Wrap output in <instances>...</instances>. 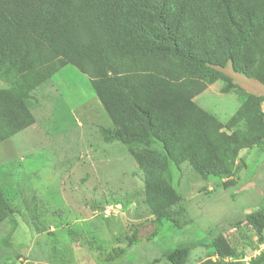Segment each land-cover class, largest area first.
Wrapping results in <instances>:
<instances>
[{
    "label": "trees",
    "instance_id": "1",
    "mask_svg": "<svg viewBox=\"0 0 264 264\" xmlns=\"http://www.w3.org/2000/svg\"><path fill=\"white\" fill-rule=\"evenodd\" d=\"M218 57L264 86V0H0V80L9 84L0 90V141L33 125L26 106L33 91L72 64L90 77L114 123V129H101L103 135L128 146L144 171L159 231L170 221V209L184 212L170 160L189 162L204 176L226 178L230 167L225 165L241 150L264 149L263 116L251 137L226 148L215 145L223 135L212 129L213 119L194 99L207 83L226 78L208 66ZM245 221L264 243V208L245 213ZM139 235L135 230L123 247L89 250L97 264L122 263L139 247ZM195 246L177 245L163 260L187 264ZM212 247L221 259L237 251L225 235L214 238ZM250 264H264V252Z\"/></svg>",
    "mask_w": 264,
    "mask_h": 264
},
{
    "label": "rangeland",
    "instance_id": "2",
    "mask_svg": "<svg viewBox=\"0 0 264 264\" xmlns=\"http://www.w3.org/2000/svg\"><path fill=\"white\" fill-rule=\"evenodd\" d=\"M208 66L227 79L207 83L194 103L223 135L220 143L213 138L215 145L226 148L262 127L264 102L250 96L264 98V86L235 73L226 58ZM8 88L0 80V90ZM26 106L33 125L0 141V264H97L90 248L123 247L135 230L141 243L118 264H166L164 252L186 243L196 245L187 264H248L244 259L252 251L264 252V243L244 222L245 213L264 208L263 148L243 149L228 160L226 178L170 160L184 212L170 209V221L157 231L156 203L148 200L144 171L128 146L103 135L101 129H114V123L89 76L68 64L34 90ZM220 235L237 247L234 257L221 259L212 247Z\"/></svg>",
    "mask_w": 264,
    "mask_h": 264
},
{
    "label": "built area",
    "instance_id": "3",
    "mask_svg": "<svg viewBox=\"0 0 264 264\" xmlns=\"http://www.w3.org/2000/svg\"><path fill=\"white\" fill-rule=\"evenodd\" d=\"M260 255V251H252L251 254L249 256H247L244 260L246 262H249L248 264H250V261L253 259V258H256L257 256Z\"/></svg>",
    "mask_w": 264,
    "mask_h": 264
},
{
    "label": "crops",
    "instance_id": "4",
    "mask_svg": "<svg viewBox=\"0 0 264 264\" xmlns=\"http://www.w3.org/2000/svg\"><path fill=\"white\" fill-rule=\"evenodd\" d=\"M39 211H40L41 214H43V208H42L41 204L39 205ZM46 211H47V210H46ZM46 211H45V212H46ZM45 214H46V213H45Z\"/></svg>",
    "mask_w": 264,
    "mask_h": 264
}]
</instances>
